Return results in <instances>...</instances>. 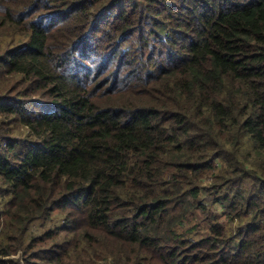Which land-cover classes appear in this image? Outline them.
<instances>
[{
    "label": "trees",
    "instance_id": "1",
    "mask_svg": "<svg viewBox=\"0 0 264 264\" xmlns=\"http://www.w3.org/2000/svg\"><path fill=\"white\" fill-rule=\"evenodd\" d=\"M0 264H264V0H0Z\"/></svg>",
    "mask_w": 264,
    "mask_h": 264
},
{
    "label": "rangeland",
    "instance_id": "2",
    "mask_svg": "<svg viewBox=\"0 0 264 264\" xmlns=\"http://www.w3.org/2000/svg\"><path fill=\"white\" fill-rule=\"evenodd\" d=\"M203 202H204V203L206 202V200H205L204 198H203ZM219 208H221V205H216V211H217V212L220 211ZM58 218H59V217H56V219H58ZM199 218H200V217H199V215H198V218H196V221H197V222H200L201 224H204V222H203L202 220H200ZM47 226H49V227H50V226H53V222L48 223ZM32 227H33L34 232H35V231L43 230L42 226H41L39 223L34 224ZM35 233H36V232H35Z\"/></svg>",
    "mask_w": 264,
    "mask_h": 264
}]
</instances>
